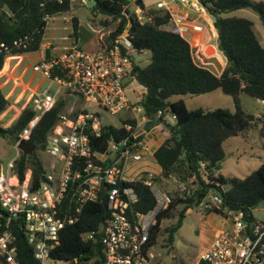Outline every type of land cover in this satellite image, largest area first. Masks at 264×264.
<instances>
[{
    "label": "trees",
    "instance_id": "trees-1",
    "mask_svg": "<svg viewBox=\"0 0 264 264\" xmlns=\"http://www.w3.org/2000/svg\"><path fill=\"white\" fill-rule=\"evenodd\" d=\"M88 1L94 3L93 15L101 14L109 23L116 24L107 38L108 44L118 34L128 30L135 53L151 52L150 63L146 67L135 64V75L137 83L144 89L141 105L145 114L151 121L160 119L156 127L161 126L168 133V137L153 154L155 163L161 169L156 181L176 180L186 183L194 176L198 180L199 188L190 196L186 192L170 193L171 204L158 214L157 224L151 231V244L154 245L158 237L163 236L167 246H172L174 235L181 228L188 212L199 207L210 191L222 200L220 209H208L210 213L225 217L230 212H243L246 221L255 222L253 211L264 204V164L245 179H225L221 175L215 176V173L221 170L225 160L223 146L227 140L245 136L257 125H260V136L264 139V115L257 117L248 114L241 107L242 95L264 101V47L252 21L227 17L229 13L250 10L258 15L264 27V1L199 0L214 22L219 51L227 60L220 76L197 64L193 50L184 37L163 29L170 19L168 11H150L143 22L129 9L130 0ZM136 5L145 11L141 0H137ZM71 8V0H0V9L6 13L5 17L0 16V41L12 45L14 41L28 38L12 55H0V71L11 56L37 53L44 43L48 19L70 13ZM79 30V20L74 17L72 37L78 38ZM218 90L232 98L235 111L189 110L184 100L171 101L173 97H200ZM67 104V99H60L24 140L35 144L36 150L31 156L20 152L14 172L20 182L29 170L35 187L44 179L46 168L41 154ZM9 105L0 90V116ZM166 114L173 115L175 125L165 121ZM35 116L28 106L22 110L15 124L7 129L6 136L11 138L14 145ZM153 128L140 130L135 135L134 130L127 131L124 126H104L100 138L90 136L92 154L89 159L100 163L94 154H106L110 142L119 143L127 138L129 141H141ZM202 164H205L208 182L202 178ZM124 186L133 188L138 195V202L132 205L133 213L144 214L156 206L153 192L141 181L125 182ZM71 190H74L73 187L70 188L72 193ZM76 207L68 196L62 214L77 216ZM107 207L104 193H101L96 203L85 204L78 214L77 222L60 232V243L52 250L51 257L64 262L78 259L79 264H102L104 246L100 229L108 215ZM170 221L175 223L170 224ZM164 222H168L166 226H163ZM18 223L16 221L11 225V230L17 237L19 261L21 264H40ZM91 233H95L94 239L85 240V236ZM89 253L92 256H88ZM199 264L208 263L200 261Z\"/></svg>",
    "mask_w": 264,
    "mask_h": 264
},
{
    "label": "built area",
    "instance_id": "built-area-1",
    "mask_svg": "<svg viewBox=\"0 0 264 264\" xmlns=\"http://www.w3.org/2000/svg\"><path fill=\"white\" fill-rule=\"evenodd\" d=\"M85 1L81 0V4L85 5ZM172 2L196 15L206 16L199 0ZM157 7L165 6L160 3ZM167 11L170 19L163 29L184 38L190 32H202V27L193 24L190 17L175 15L170 9ZM139 19L143 21L145 18ZM99 33L104 44L96 51H87L74 40L55 55L52 44L43 43L42 58L33 70L49 85L34 92L28 106L36 116L23 130L15 147L18 149L19 143L30 136L60 99H67L68 104L48 138L43 154L49 161H44L46 173L39 185L34 186L30 170L22 182L16 178L14 172L20 154L8 162L6 170L0 165V264H21L17 237L11 230L16 221L40 264H79L78 259L73 262L55 260L51 252L60 243V232L77 222L82 207L96 203L101 193L108 195V215L100 229L104 246L102 264H155L151 231L157 224L158 214L169 207L172 197L169 191L159 188L156 174L147 172L143 177L142 172H138L133 181H141L150 188L156 198V206L144 214L133 213L132 205L138 202V195L133 188L124 186L125 182H132L126 179L132 157L139 163L149 155L145 138L141 141H129L127 138L119 143L110 142L106 154H94L100 163L89 159L92 154L90 136L100 138L104 125L98 114L86 111L88 104L100 107L111 116L126 113L123 126L127 131L134 130L135 135L151 122L141 105L143 95L133 90V96L139 100L134 102L129 95L132 82L137 80L133 58L135 50L128 30L118 34L110 44L105 40L106 35L102 31ZM26 40L28 38L14 41L12 45L0 41V55H12ZM54 86L57 88L53 91ZM200 171L208 182L205 164L201 165ZM71 187L74 189L72 193ZM177 187V192H186L190 196L199 184L194 176L186 183L177 182ZM68 196L77 206V216L62 214ZM203 202L204 199L201 206ZM221 206L222 200L217 194L211 197L210 203H206L207 209H220ZM226 222L227 227L218 231L200 256V261L208 264H264V223L246 221L243 212H230ZM94 236L95 233L88 234L85 240L94 239Z\"/></svg>",
    "mask_w": 264,
    "mask_h": 264
},
{
    "label": "rangeland",
    "instance_id": "rangeland-1",
    "mask_svg": "<svg viewBox=\"0 0 264 264\" xmlns=\"http://www.w3.org/2000/svg\"><path fill=\"white\" fill-rule=\"evenodd\" d=\"M144 1L147 7H151L157 0ZM71 3L72 8L70 13L48 22V24H50L46 30L44 43L49 41L56 48H61L70 43L67 37L72 31L64 28H69L70 20L68 18L71 15L76 16L82 22L79 34L80 43L83 45H81L82 47H84L87 39L94 38V33L88 26L92 20L96 19L99 23V27H110L111 32L116 28L115 23H109L108 20L105 21V17L101 14H97L96 16L93 15V2L86 0L85 5H81L80 0H71ZM130 10L136 13L138 10L137 5L131 4ZM137 15L138 18H145L141 13ZM64 17H67V20H64ZM227 17H239L252 21L255 25L261 45L264 47V27L258 15L250 10H246L229 13ZM145 21L146 19L143 20V22ZM105 23H108V25H104ZM97 25L98 24H96V27H98ZM109 36L110 35H107L106 38H109ZM40 54L41 53L38 52L11 56L7 59L3 69L0 71V90L10 104L7 110L0 116V121L2 122L1 126L6 130L15 124L22 110L33 100V89L37 86L44 89L48 84V82L42 81V77L33 70L37 60L36 58H38ZM193 56L197 64L209 68L215 73L217 69H222L221 62L219 61L222 58L218 54L208 53L203 56L201 55L200 59H198L197 55L194 53ZM133 58L138 66L146 67L150 63L151 52L135 53L133 54ZM56 88L57 86H54L53 91ZM130 89L131 92L129 95L131 100L133 102L139 101L133 96L132 92L133 90H138L140 94L143 95L144 89L137 82H132ZM180 99L185 101L189 110L229 109L235 111L232 98L224 95L219 90L200 97H173L171 101L175 102ZM241 107L243 111L248 114L257 117L264 115V106L247 95L241 96ZM86 111L90 114H98L102 125L116 128H121L123 126L124 119L127 116L126 113H122L118 116H111L94 104H88ZM165 121L171 125H175L176 123L172 114H166ZM158 127L162 128L161 126ZM158 127L155 126L154 128ZM223 147L226 157L221 165L220 173L225 179H245L264 164V139L260 136V125L253 127L245 136L227 140ZM18 154H20V151L15 147L11 138L0 135V165L4 170H6L8 162L17 158ZM41 158L48 163L49 158L46 154L42 153ZM133 159L132 157L126 173V179L129 181L130 179L131 181L135 180V173L141 171V169H145L146 164H152L149 166L151 171L157 170L152 159H147L140 163H138L139 160ZM146 174L147 172H143L142 176L144 177ZM177 182L176 180H163L162 183H159V188L169 191L170 193H176L178 189ZM225 189H227V187H225ZM214 194L216 193L210 191L207 197L204 198L202 206L200 205L188 212L181 228L174 235L172 246H167L163 236L158 237L154 244L153 251L156 255L155 264H199L200 256L214 238L216 232L227 227L226 217H228V215L225 217L219 216L210 213V210L206 208V203L211 202V197ZM253 216L257 222L264 223V204L253 211ZM167 223L168 222H164L163 226H166ZM173 223H175V221H170V224ZM90 264H92V262H90Z\"/></svg>",
    "mask_w": 264,
    "mask_h": 264
},
{
    "label": "crops",
    "instance_id": "crops-1",
    "mask_svg": "<svg viewBox=\"0 0 264 264\" xmlns=\"http://www.w3.org/2000/svg\"><path fill=\"white\" fill-rule=\"evenodd\" d=\"M130 1H131V4H136V1L137 0H130ZM141 1H142L143 5H144L145 11H143L140 8H138L136 14L141 13L145 17L148 14V12H150V11L162 12V11H167V10L170 9L173 14L178 15V16H188V17H190V20L193 22V24L200 25L202 27V32H190L184 39L190 44V46H191V48L193 50V53L197 55V58L198 59H200V56L201 55L203 56V55L208 54V53L209 54H211V53L218 54L223 59V60L222 59L219 60L221 62V65H222V69H220V70L217 69V72L216 73L213 72L212 70L211 71L213 73H215L216 75H218V76H220L222 74V72L224 71V69H225V67L227 65V60L224 57V55L219 51V48H218V45H219V42H218V34H217V31L215 30L213 20L208 15L206 17H201L199 15H196V14H194L192 12H189V11L185 10L180 4H177V3L172 2V0H157L155 2V4H153L151 7L150 6L147 7V5L145 4V1L144 0H141ZM253 1H264V0H253ZM160 3H163L165 7L158 8L157 7V4H160ZM131 4L129 5V9L131 7ZM240 11H246V10H240ZM236 12H239V11H236ZM66 14H68V13H66ZM96 15L97 14H95L94 16H96ZM60 16H62V15H60ZM60 16L54 17L53 19L50 20V22L53 21L54 19L60 17ZM74 17H76V16L71 15L68 18L70 20L69 21L70 22L69 28L68 27H65L64 29H66V30L68 29V30L72 31V33L69 34L70 36L68 35V37H67L68 40H70V43L75 40L81 46L82 44L80 43V40H79V38H80V36H79L80 30H79L78 38L72 37V35H73V23L71 22V19L74 18ZM104 19L106 20V18H104ZM64 20H67V17H64ZM81 24H82V22L79 20L80 29H81ZM96 24H98L97 25L98 27H96ZM88 26L92 30V32L94 33V38L87 39L85 41L84 47H82L83 45L81 47L83 49L87 50V51H96L99 48H101L103 46V44H104V42L101 39L102 35L99 33V31H102L104 33V35H106L105 36V39L107 41V38L106 37L111 32V28L110 27H108V28H106V27H99V23H98V21H96V19L95 20H92L88 24ZM47 28H48V26H47ZM255 31H256V29H255ZM45 35H46V33H45ZM46 43L52 44L49 41L46 42ZM69 44H67V45H69ZM67 45H64L61 48H56L52 44V47H53L52 53L55 54V55H59L62 52L63 48L65 46H67ZM38 52H40L41 54H40V56H38V58H36L37 59L36 60V63L38 61H40L41 58H42V55H43V52H44L43 45L41 46V49ZM42 81L48 82L47 80H44L43 78H42ZM47 85H49V82H48ZM39 89H41V88H39L38 86L35 87L33 89V94H34V92H36ZM258 102L261 105L264 106V104L261 101H258ZM167 137H168V133L166 131H164V129L159 128V127L152 129L146 135V137H145V143H146V146L148 148V152H149L148 154L149 155H148V157L145 160L152 159L154 161V159H153L154 152L158 149V147L163 143V141ZM154 163H155V161H154ZM151 165H152L151 163L146 164L145 165L146 168L145 169H141V171H137L135 173V175H137L138 172H142V173L143 172H152V173L156 174L157 176H159L161 174L160 167L155 163L154 166H156L157 170L151 171V169L149 167ZM143 170H145V171H143ZM217 174L222 176V174L220 173V171L217 172ZM218 231L216 232V234L218 233ZM216 234H215V236H216ZM215 236H214V238H215ZM214 238L211 240V242L209 243V245L212 243V241L214 240Z\"/></svg>",
    "mask_w": 264,
    "mask_h": 264
},
{
    "label": "water",
    "instance_id": "water-1",
    "mask_svg": "<svg viewBox=\"0 0 264 264\" xmlns=\"http://www.w3.org/2000/svg\"><path fill=\"white\" fill-rule=\"evenodd\" d=\"M0 16H1V17H5V16H6V13H5L2 9H0ZM160 122H161L160 119H157L156 121H151V122H149V123L145 126V130H149V129L155 127V126L158 125ZM140 132H141V131H140ZM140 132H139V133H140ZM7 134H8V131H7L6 129H4V128L0 125V135H1V136H6ZM18 149H19L20 152L24 153L25 155H27V156H31V155L34 154V152H35V150H36V147H35V144H33V143H27V142L24 141V142L19 143V145H18ZM102 176H103V175H102ZM102 188H103V191L105 192V191H106V185H105L104 181H103ZM107 197H108V195H107V193H105V195H104V201L107 200ZM2 215H3L4 217H6V214L3 213V212H2ZM88 256H92V254L89 253Z\"/></svg>",
    "mask_w": 264,
    "mask_h": 264
}]
</instances>
